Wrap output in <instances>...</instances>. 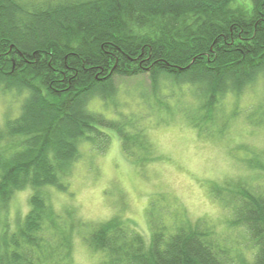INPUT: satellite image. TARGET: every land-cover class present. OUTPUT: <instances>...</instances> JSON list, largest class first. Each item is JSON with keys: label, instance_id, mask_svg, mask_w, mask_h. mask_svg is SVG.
Wrapping results in <instances>:
<instances>
[{"label": "trees", "instance_id": "obj_1", "mask_svg": "<svg viewBox=\"0 0 264 264\" xmlns=\"http://www.w3.org/2000/svg\"><path fill=\"white\" fill-rule=\"evenodd\" d=\"M134 77L149 81L145 107L125 114L114 100ZM260 77L264 0H0V88L24 94L0 127V264H73L77 229L99 264H264V191L243 180L209 188L242 249L180 213L171 229L151 217L148 240L118 218L81 223L44 191L67 190L81 144L103 152L111 132L141 168L157 158L147 128L176 115L200 138L225 135L224 100ZM24 189L29 208L11 227L10 200Z\"/></svg>", "mask_w": 264, "mask_h": 264}, {"label": "rangeland", "instance_id": "obj_2", "mask_svg": "<svg viewBox=\"0 0 264 264\" xmlns=\"http://www.w3.org/2000/svg\"><path fill=\"white\" fill-rule=\"evenodd\" d=\"M148 89L146 77L121 80L114 100L119 112H138L143 105L138 94ZM23 99V93L0 88V127L5 117L19 114ZM186 100L190 102L188 96ZM222 108L223 115L230 113L231 118L227 133L218 138H200L180 115L165 124L148 127L146 134L157 158L142 168L124 156L120 139L113 132L103 152L82 143L79 158L65 179L67 190L52 186L44 189L48 203L58 213L71 210L79 222L89 225L118 218L146 240L150 238L153 216L162 218L170 229L178 213L190 221L206 219L223 237H228V246L239 245L242 249L240 232L228 228L226 206L212 197L209 188L222 187L226 180L236 179L264 191L263 78L238 97L228 95ZM108 112L112 114V110ZM250 157L254 163L256 157L261 160L262 167H249ZM28 197V189L12 196L7 215L11 227L27 212ZM82 231L72 232L73 264H99V255L82 242Z\"/></svg>", "mask_w": 264, "mask_h": 264}]
</instances>
